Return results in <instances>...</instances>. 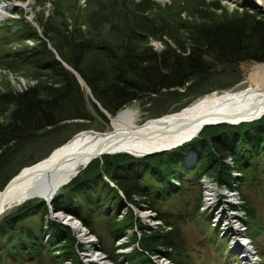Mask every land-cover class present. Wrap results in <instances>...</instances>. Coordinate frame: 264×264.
<instances>
[{
	"label": "trees",
	"instance_id": "obj_1",
	"mask_svg": "<svg viewBox=\"0 0 264 264\" xmlns=\"http://www.w3.org/2000/svg\"><path fill=\"white\" fill-rule=\"evenodd\" d=\"M36 1L42 7L49 0ZM188 3L171 0L161 6L150 0H86L83 7L80 0H53L49 15L40 10L33 17L40 33L21 12L9 17L17 26L14 32L7 30L8 23H1L0 69L36 82L22 90L9 85L0 90V189L21 169L65 143L69 139L62 135L66 123L90 122V105L104 117L64 64L82 77L111 117L129 103L147 99L153 100L149 116L157 118L203 95L232 88L242 80L243 61L264 62V17L256 18L243 6L241 15L226 20L223 15L218 18L224 21L216 23L211 14L203 17L190 8L187 20L181 14ZM163 37L182 39L190 46L189 55L182 56L177 48L152 49L150 41ZM88 57L97 69H86ZM190 150L196 159L186 163ZM188 174L196 182L205 176L237 191L240 205L231 206L244 213L246 228L254 225L258 232L264 230L249 195L250 188L264 192V115L251 122L205 126L194 139L161 153L102 155L60 189L50 205L75 216L94 234L98 233L89 214L98 211L105 217L104 231L114 242L131 231L129 241L119 245L132 250H112L107 255L113 260L121 256V264H155L150 258L154 254L184 264L181 229L170 222L167 230L143 225L132 206L153 210L160 218L158 205L179 194ZM124 202L126 212L121 214ZM80 250L84 247L71 228L50 218L43 199L24 202L0 216V259L84 264Z\"/></svg>",
	"mask_w": 264,
	"mask_h": 264
},
{
	"label": "rangeland",
	"instance_id": "obj_2",
	"mask_svg": "<svg viewBox=\"0 0 264 264\" xmlns=\"http://www.w3.org/2000/svg\"><path fill=\"white\" fill-rule=\"evenodd\" d=\"M27 1L28 0H14V1L3 0V3L9 4L10 2H13L17 4H25L27 3ZM80 1L84 7L86 0H80ZM150 1L159 4L161 6H165L166 4L171 2V0H165L164 2H158L155 0H150ZM241 1L243 0H235V1L234 0H220V1L219 0H189V3L186 5L187 8L185 9L186 11L184 10L181 15L188 20L189 19V17H187L188 10L190 8L193 9L195 8L194 12H196L198 15L202 14L203 17H208V15L211 14L213 17L217 18L216 23H220L221 21H224V20H220L223 15L225 19V17H228L230 15H241V13L245 11V9L240 10L237 8V6L240 5L237 2H241ZM52 2L53 0H49L46 2L45 6L41 7L37 4L36 0H33L30 13L34 17L40 10H44L45 14L49 15L53 9ZM251 6L252 5L249 4V6L247 7V9L250 11L249 12L247 10L249 13H255L256 18L264 17V9L262 7H257L258 8L257 10L256 8H251ZM7 12L10 14L9 17H13V16L18 17L20 16L18 15L20 14V12L24 16L23 8L20 9L12 8V9H8ZM8 19H9L8 17L5 18V20L0 22V25L1 23L6 22L8 23V25H5L7 30H11L12 32H14L17 26L13 24L12 21H10V19L9 20ZM5 31L6 30L3 29L1 32H5ZM8 37L12 38V36H8ZM162 41L170 42L171 40L165 37H163L162 40L152 39L149 45L152 47V49L156 50V48L159 47V44ZM86 59L87 60L85 62L86 64L85 66H87L86 69L88 71L97 69L96 68L97 64L93 59L89 57ZM89 60L90 63L88 62ZM256 65L264 66V62L243 61L240 65L242 80L239 81L236 85H234L230 89L236 91L250 85H258V84L264 85V68L260 70L257 68ZM35 82H36L35 80H32L31 78L26 77L21 73L18 72L11 73L5 71L4 69H0V90H3L4 85H9L10 87L15 88L17 90H22L28 86H33ZM215 92H221V91H215ZM87 95L90 103L91 99L88 91H87ZM197 99H195L194 101H196ZM132 104L138 106L140 110L139 121L149 118H154L149 116L150 108L153 107V100L145 99L143 101H133L126 106ZM90 108L93 115V118L90 122L74 121V122L66 123L65 128L62 131V135H68L70 139L73 135H75L76 133L82 130L91 129L94 131H104V132L113 130V126L110 120L105 115L104 117L99 115L98 112L91 105ZM178 110H174L173 112H176ZM192 155L193 156L191 157H187L188 163L195 162V155L194 154ZM229 161L230 159L227 160V162ZM193 178L194 177L192 175L188 174L186 179L189 180L185 181L179 194L162 201L158 205L159 211L162 212L163 214V215L160 214L161 216L160 218L156 217V213L153 210H149L145 207L132 206L134 213L140 218L142 224L149 225L153 229L164 228L166 230L170 228V226L166 225L167 222H170L172 226L174 225L178 226L182 231V237H183L182 239L184 243L183 245L184 248L186 249L185 252L186 254L185 256H183L185 262L184 264H243L238 254L240 251L239 252L232 251V249L238 248L237 246L231 244L232 238L233 236H235L234 234L235 232L232 230L234 232L232 234L230 231L226 232L224 230L226 228L228 229L231 227H230V223L228 221L227 222L224 221L225 218L223 217L227 216L228 214H231L232 212H235L237 213L236 216L237 218L236 220L235 218H233V220H235V222L238 223L239 225L238 229L243 230L242 232L245 233L246 237L250 240V242L252 241L251 245L253 247L254 252H256L255 254H252L254 255L253 258H255L254 264H264V230L262 228V224L264 227V192H262L259 189L253 190V188H250V192H249L250 198L253 201L252 203L254 204L258 215L260 216L258 224L262 228V230L258 232L254 225H252V229L248 230L246 228L247 223L243 221L244 218L246 219L244 213L241 210H234L233 207L231 206V205H236V206L240 205L237 204V202L238 203L241 202L240 198H238L237 191L228 190L223 186H219L221 188H218L216 186L217 184L216 182L206 178L205 176H202L198 182L194 181ZM261 178H262L261 188L264 191V175H262ZM209 186H214L218 189V192H216L214 195V200L212 201V203L206 200V195H205L206 189ZM223 191L225 193H223ZM229 193L235 194L234 196L232 195L234 199H230L231 197L227 196L230 195ZM101 194H104V192L100 193V195ZM36 199H40V198H36ZM207 202L209 203L208 205H206ZM124 207L126 208L125 202L122 205V208ZM124 212L125 211L123 210L122 213ZM144 213H147L150 216L145 217L143 215ZM89 215H90L91 225L92 227H94V229L98 234H94L90 232L89 227H86L84 225L86 230L89 231V233L91 234V237L87 240L79 241V243H81V245H83L84 247V250H80L79 251L80 253L78 252L80 254L79 255L80 259L81 260L91 259L93 257L92 254L93 253L95 254V252H97L99 256L104 254L105 259L109 264H121L118 261L119 259H121V256L120 258L118 257L116 260H113L114 258L110 259L109 257H107V255H109L108 252L109 251L112 252V250L116 253L118 252L128 253L129 251H131L133 248L132 246L121 247V245H119L121 242L129 241L131 236L130 235L131 231L129 230L126 231V234L123 235V237L120 240L114 242L111 239V237H109L108 234H106V232L104 231L105 217L100 215L98 211H92L90 212ZM217 215H220L219 218H222V221L216 224L215 216ZM259 226L256 224V227ZM71 232L75 235L76 239H78L77 233H74L72 229ZM137 232L139 231L137 230ZM255 255L257 258L255 257ZM160 257L161 256L158 257L152 256L153 258L152 261H154L155 264H160ZM20 261L21 262L13 260L12 257L10 256L9 257L3 256L0 259V264H35L34 261H29V259L25 257L20 258ZM89 262H94L95 264H101L98 260H93V259H91V261H88L87 264H89ZM44 264L47 263L45 262ZM144 264H149V263L145 262Z\"/></svg>",
	"mask_w": 264,
	"mask_h": 264
},
{
	"label": "bare ground",
	"instance_id": "obj_3",
	"mask_svg": "<svg viewBox=\"0 0 264 264\" xmlns=\"http://www.w3.org/2000/svg\"><path fill=\"white\" fill-rule=\"evenodd\" d=\"M0 1L1 22L7 18L5 13L13 2H10V5H6L3 4V0ZM155 1L164 2L165 0ZM251 1L252 4L254 3L264 9V0ZM18 5L19 8L31 10L32 2L27 1L25 4ZM256 66L260 70L264 68L263 65ZM139 112L138 106L132 104L121 109L116 116L110 117L113 130L109 132L113 134L110 135L108 139L102 140L101 143L111 146L110 150H123L137 156L151 151L173 149L172 146L187 140L203 122L217 120L234 121L259 116L264 112V85H250L236 91L232 89L221 92L214 91L201 96L196 101L176 112L165 114L157 118L139 121ZM101 143L96 139L94 133H82V131H80L73 135L70 140H67L65 143L55 148L46 158L21 169L20 178L10 184L4 192L0 194V206H4L3 213L19 204L12 203L11 207L7 208V204L14 200H19L20 204L26 202L25 196L32 193V191L38 187V184L45 178H51L49 184L53 187L57 182V178L64 177L70 171V167L78 162L80 153H83V150L95 149L101 145ZM79 167H81V165ZM46 169H50L48 170L49 172L45 173L44 171H46ZM216 192H218L216 187L209 186L205 193L206 200L212 203ZM223 193L225 192L223 191ZM228 197L234 199L232 195ZM35 198L44 199L45 197H43L42 192H36ZM208 204L207 202L206 205ZM143 215L145 217L150 216L147 213ZM236 215L237 213H234L224 219V221L230 223L231 230L235 233L239 228L238 223L235 222L237 218ZM233 218H235V220H233ZM66 222L72 226L80 240L89 239L86 231H83L80 226L73 224L71 220ZM231 244L239 248L241 253L240 260L243 264H254L255 259L249 252L244 238L236 233L232 238ZM92 255L95 256L101 264H109L104 261V259L100 258L98 254L93 253ZM162 263L169 264L164 261H162Z\"/></svg>",
	"mask_w": 264,
	"mask_h": 264
},
{
	"label": "water",
	"instance_id": "obj_4",
	"mask_svg": "<svg viewBox=\"0 0 264 264\" xmlns=\"http://www.w3.org/2000/svg\"><path fill=\"white\" fill-rule=\"evenodd\" d=\"M28 1H31L33 3V0H28ZM246 3L249 5H255L254 3L252 4V1L251 0H246ZM3 4H6V3H3ZM11 4V3H10ZM9 4V5H10ZM1 5V4H0ZM7 5V4H6ZM18 4L16 3H12L10 7H8V9H12V8H19V5L17 6ZM5 6V5H4ZM20 9V8H19ZM6 17L10 16L7 12L5 13ZM24 16H25V19L27 22H29L31 24L32 27L36 28L38 32H40V28L39 26L35 23V21H33V15L30 13V10H25L24 9ZM65 68L70 71L74 76L75 78L82 84L86 87L89 95H90V99L91 101L96 105V107L99 109V111H101L109 120H110V115H108L104 110L103 108H101V106L99 105V103L93 98V96L90 94V91L85 83V81L82 79L81 76H79L73 69H71L69 66L65 65ZM120 111V110H119ZM118 111V112H119ZM118 112L114 115L116 116L118 114ZM264 115V112L261 113L259 116H256L255 118H249V119H239V120H234V121H227V120H217V121H211V122H203L201 124V126L194 132L192 133L189 138L187 140H184V141H181L177 144H175L174 146H172V148H175V147H178V146H181L182 144L194 139L195 137H197L200 133V131L202 130L203 127L205 126H210V125H217V124H221V123H228V124H237V123H241V122H251V121H255L259 118H261L262 116ZM82 133H94L95 134V137L96 139L99 141V143H101L102 140L104 139H108L110 135H112L113 133H110L109 131H94V130H91V129H87V130H82ZM70 140V139H68ZM111 146L107 145V144H102L99 145L98 147H96L95 149H85L83 150L82 152L83 153H80V156L78 158V162L76 164H74L73 166L70 167V171L62 178L58 177L57 178V182L55 183V185L52 187L51 184H49V181L51 178H45L40 184H38V187L36 189H34L32 191V193H29L28 196H25V199L27 201L29 200H32V199H36L35 198V195H36V192H42L43 193V197H45L43 200H45L48 205H49V216L51 219H58L60 223L64 224V225H67L69 226L74 233L75 230L72 228V226L67 223L66 221H70L73 222V224H76L78 226H80V228L83 230V231H86V233L88 234L89 238L91 237V234L89 233V231L86 230V228L83 226L82 222L78 219H76L73 215L69 214V213H66L64 211H61V210H55L51 205H50V202L51 200L53 199V197L55 196V194L62 188H64L65 186H67L76 176L77 174L83 169L85 168L88 163H90L93 159L95 158H99L101 155H104V154H115V153H121V152H126V153H129L127 151H123V150H110ZM54 150V149H53ZM52 150V151H53ZM166 150H169V149H162V150H158V151H151V152H147L145 154H142V155H146V154H153V153H161L163 151H166ZM51 151V152H52ZM129 154H132V155H135L133 153H129ZM194 154V153H193ZM137 156V155H136ZM81 165V167H79ZM79 167V168H78ZM48 170L50 169H46V171H44L45 173L49 172ZM20 172L21 170L16 174L14 175L6 184L5 186L1 189L0 191V194H2L4 192V190L12 183H14L16 180H18L20 178ZM48 176V175H47ZM46 176V177H47ZM216 186L218 187V185L216 184ZM41 187V188H40ZM219 188V187H218ZM230 195H234L232 193H229ZM229 196V195H227ZM12 203H19L17 205H20V201L19 200H14L12 201L11 203H8L7 204V208L8 207H11ZM24 203V202H23ZM14 205V204H13ZM16 205V206H17ZM4 211V206H0V216L2 215ZM237 216V215H236ZM226 232H231L232 234L234 233L231 228H226L224 229ZM243 230H236V233H238L242 238L245 239V243L247 244V247H248V250L251 254H255L254 250H253V247L251 245V242L250 240L246 237L245 233L242 232ZM234 233V234H236ZM78 241H80V239L78 238ZM95 254H98L97 252H95ZM100 258L104 259V261L107 262V260L105 259V255L102 254L99 256ZM91 259L93 260H98L95 258V256H93ZM91 259H82V261L87 264L88 261H91ZM108 263V262H107Z\"/></svg>",
	"mask_w": 264,
	"mask_h": 264
},
{
	"label": "flooded vegetation",
	"instance_id": "obj_5",
	"mask_svg": "<svg viewBox=\"0 0 264 264\" xmlns=\"http://www.w3.org/2000/svg\"><path fill=\"white\" fill-rule=\"evenodd\" d=\"M192 41V40H191ZM194 42H203V39H193ZM184 45V46H183ZM182 46V48H180ZM177 48V52H180L182 56H187L190 53V46L184 44V41L182 39H177L170 42H164L162 41L159 44V47L156 48L157 51H167L170 52V50ZM172 54V53H169ZM171 57V55H169ZM203 70L197 69L195 72H202ZM194 72V71H193ZM194 72V73H195Z\"/></svg>",
	"mask_w": 264,
	"mask_h": 264
}]
</instances>
